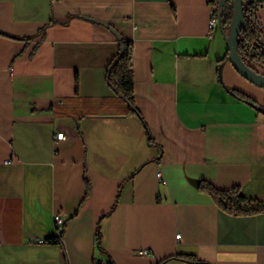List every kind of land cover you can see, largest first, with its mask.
Segmentation results:
<instances>
[{"label": "crops", "instance_id": "0c3cea01", "mask_svg": "<svg viewBox=\"0 0 264 264\" xmlns=\"http://www.w3.org/2000/svg\"><path fill=\"white\" fill-rule=\"evenodd\" d=\"M213 9L0 0V264H264V211L229 213L200 189L264 200V114L230 91L264 106V88L224 60ZM122 40L140 114L106 80Z\"/></svg>", "mask_w": 264, "mask_h": 264}, {"label": "trees", "instance_id": "16d2710c", "mask_svg": "<svg viewBox=\"0 0 264 264\" xmlns=\"http://www.w3.org/2000/svg\"><path fill=\"white\" fill-rule=\"evenodd\" d=\"M216 4L220 25L223 30L230 28L233 12L234 0H213ZM245 26L242 28L239 39L238 55L242 61L251 67L253 70L258 71L252 64H260L264 67V28L262 26L258 3L256 0H245L243 3ZM229 58V51L224 58ZM222 61V60H221ZM221 68L219 66V77ZM106 80L108 85L121 96L127 106L128 113L140 114L135 104V86H134V61H133V43L130 41L122 40L120 43V50L118 55L109 63L107 68ZM234 95L247 101L253 105H260L245 93L238 90H230ZM149 134V133H148ZM149 140L152 137L149 134ZM87 183V194L89 192V183ZM200 189L209 193L214 202L225 209L229 213L234 214H256L264 211V200L253 199L243 195L238 188L232 189H219L211 183L202 181ZM62 233L46 238L49 243H62ZM97 241H99V233L97 234ZM179 258L187 261H197L194 256L180 255ZM113 264V262H110Z\"/></svg>", "mask_w": 264, "mask_h": 264}, {"label": "water", "instance_id": "95a60500", "mask_svg": "<svg viewBox=\"0 0 264 264\" xmlns=\"http://www.w3.org/2000/svg\"><path fill=\"white\" fill-rule=\"evenodd\" d=\"M245 0H234V12L228 35L226 37L229 51V59L234 68L247 80L253 84L264 88V74L253 70L245 64L238 55L239 36L245 26V15L243 3ZM258 111L264 114V106L254 105Z\"/></svg>", "mask_w": 264, "mask_h": 264}, {"label": "built area", "instance_id": "2783aa9c", "mask_svg": "<svg viewBox=\"0 0 264 264\" xmlns=\"http://www.w3.org/2000/svg\"><path fill=\"white\" fill-rule=\"evenodd\" d=\"M219 22H220V20H219L218 9H217L216 4H214L213 16H212L211 21H210V27L211 28L214 27L215 24H217ZM64 137H65V134L63 132L58 133L57 136H56V138L58 140L63 139ZM158 176L161 178V173H158ZM54 221H55V223L57 225V228H58V230L60 232L61 229H62V227H63V225H64V219H63L62 215L57 212L54 215ZM177 237L180 238V234H177ZM33 241L34 242H38V243H45L46 242V239H44V238H38L37 237V238H33ZM145 252L146 251H144V250L140 251V253H145Z\"/></svg>", "mask_w": 264, "mask_h": 264}, {"label": "rangeland", "instance_id": "374dc122", "mask_svg": "<svg viewBox=\"0 0 264 264\" xmlns=\"http://www.w3.org/2000/svg\"><path fill=\"white\" fill-rule=\"evenodd\" d=\"M230 29V28H229ZM259 72L264 74V67L260 64L253 63L252 64Z\"/></svg>", "mask_w": 264, "mask_h": 264}]
</instances>
